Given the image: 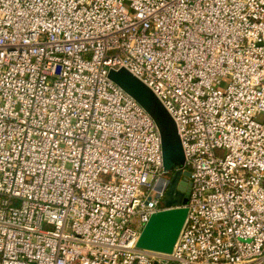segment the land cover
<instances>
[{
  "label": "built area",
  "instance_id": "1",
  "mask_svg": "<svg viewBox=\"0 0 264 264\" xmlns=\"http://www.w3.org/2000/svg\"><path fill=\"white\" fill-rule=\"evenodd\" d=\"M190 171L171 254L137 246ZM264 264V0H0V264Z\"/></svg>",
  "mask_w": 264,
  "mask_h": 264
},
{
  "label": "water",
  "instance_id": "2",
  "mask_svg": "<svg viewBox=\"0 0 264 264\" xmlns=\"http://www.w3.org/2000/svg\"><path fill=\"white\" fill-rule=\"evenodd\" d=\"M109 77L150 114L160 131L163 166L171 175L163 199L165 209L150 217L137 246L171 254L188 217L190 191V171L176 121L152 89L126 68L111 69Z\"/></svg>",
  "mask_w": 264,
  "mask_h": 264
},
{
  "label": "rangeland",
  "instance_id": "3",
  "mask_svg": "<svg viewBox=\"0 0 264 264\" xmlns=\"http://www.w3.org/2000/svg\"><path fill=\"white\" fill-rule=\"evenodd\" d=\"M164 178L167 179V180H169V178H170V173H166V174L164 175Z\"/></svg>",
  "mask_w": 264,
  "mask_h": 264
},
{
  "label": "trees",
  "instance_id": "4",
  "mask_svg": "<svg viewBox=\"0 0 264 264\" xmlns=\"http://www.w3.org/2000/svg\"><path fill=\"white\" fill-rule=\"evenodd\" d=\"M171 176V175H170Z\"/></svg>",
  "mask_w": 264,
  "mask_h": 264
}]
</instances>
